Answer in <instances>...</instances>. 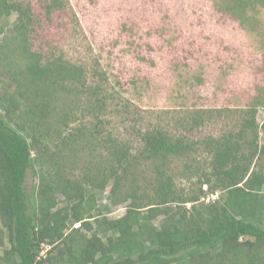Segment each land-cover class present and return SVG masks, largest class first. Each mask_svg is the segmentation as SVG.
<instances>
[{
    "label": "trees",
    "instance_id": "obj_1",
    "mask_svg": "<svg viewBox=\"0 0 264 264\" xmlns=\"http://www.w3.org/2000/svg\"><path fill=\"white\" fill-rule=\"evenodd\" d=\"M39 6L40 21L31 2L0 0V264H264L257 108L238 132L219 138L138 129L134 152L106 128L114 99L105 72L97 68L90 79L59 46L37 48L35 35L55 19L76 33L68 0ZM229 10L246 21L243 0ZM198 117L187 131L201 125ZM201 151L208 157L194 156ZM172 159L185 161L183 177L196 178L189 187H178ZM143 164L152 176L139 172ZM28 171L39 179L30 194ZM108 188L112 205L126 204L119 218L102 204ZM219 191L218 200L202 201Z\"/></svg>",
    "mask_w": 264,
    "mask_h": 264
},
{
    "label": "rangeland",
    "instance_id": "obj_2",
    "mask_svg": "<svg viewBox=\"0 0 264 264\" xmlns=\"http://www.w3.org/2000/svg\"><path fill=\"white\" fill-rule=\"evenodd\" d=\"M26 1L35 5L40 21L39 0ZM68 2L78 21L77 26L70 25L76 33L68 34L67 24L55 19L35 35L37 48L59 46V52L87 67L90 79L97 68L105 72L114 99L107 109L106 128L130 141L134 152L141 144L138 129L161 126L192 140L219 138L238 132L253 107L258 124L264 123V0H243L244 22L229 10L234 0ZM14 20L15 15L8 24ZM7 33L13 34L12 25ZM9 87L13 90L15 85ZM258 100L263 104H257ZM197 117L201 125L187 131V124ZM136 121L138 128L133 127ZM259 132L264 144V132L261 128ZM194 156L208 157L206 151ZM85 163L79 165V172ZM169 165L178 187L195 182L196 178L182 176L184 160L172 159ZM139 172L153 175L149 164H143ZM38 181L28 171L29 194ZM109 192L108 188L102 204L111 208L109 218H119L126 213V204L112 205L106 197ZM220 195L221 191L207 194L202 201L209 203Z\"/></svg>",
    "mask_w": 264,
    "mask_h": 264
}]
</instances>
